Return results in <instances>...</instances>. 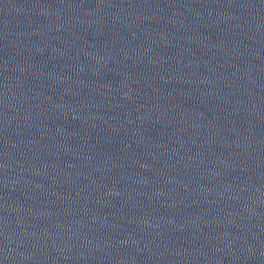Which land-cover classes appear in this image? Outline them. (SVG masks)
Segmentation results:
<instances>
[{
	"label": "water",
	"instance_id": "95a60500",
	"mask_svg": "<svg viewBox=\"0 0 264 264\" xmlns=\"http://www.w3.org/2000/svg\"><path fill=\"white\" fill-rule=\"evenodd\" d=\"M0 264H264V0H0Z\"/></svg>",
	"mask_w": 264,
	"mask_h": 264
}]
</instances>
